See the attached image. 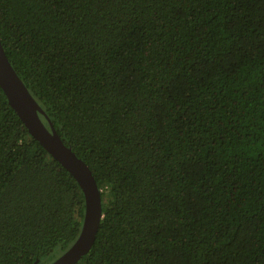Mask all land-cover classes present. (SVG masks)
Here are the masks:
<instances>
[{
  "label": "trees",
  "instance_id": "16d2710c",
  "mask_svg": "<svg viewBox=\"0 0 264 264\" xmlns=\"http://www.w3.org/2000/svg\"><path fill=\"white\" fill-rule=\"evenodd\" d=\"M0 40L101 190L76 264H264V0H0ZM84 212L0 87V264L53 261Z\"/></svg>",
  "mask_w": 264,
  "mask_h": 264
},
{
  "label": "water",
  "instance_id": "95a60500",
  "mask_svg": "<svg viewBox=\"0 0 264 264\" xmlns=\"http://www.w3.org/2000/svg\"><path fill=\"white\" fill-rule=\"evenodd\" d=\"M0 87L29 134L74 176L82 189L85 212L80 234L68 249L48 263L76 264L90 252L104 216L101 190L90 167L79 158L71 146L64 143L50 118L28 90L8 59L1 40ZM41 115L46 118L48 125ZM39 261L34 264H38Z\"/></svg>",
  "mask_w": 264,
  "mask_h": 264
}]
</instances>
